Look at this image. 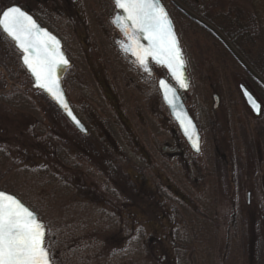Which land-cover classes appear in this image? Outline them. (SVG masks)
<instances>
[{
	"label": "rangeland",
	"instance_id": "rangeland-1",
	"mask_svg": "<svg viewBox=\"0 0 264 264\" xmlns=\"http://www.w3.org/2000/svg\"><path fill=\"white\" fill-rule=\"evenodd\" d=\"M15 1L0 0V10ZM17 1L60 37L71 62L62 87L90 132L79 136L32 88L0 32V188L43 223L50 264H177L172 239L185 236L196 237L189 264H264V146L254 130L264 116H253L238 85L262 111L264 102L229 54L199 30L175 29L189 81L181 96L201 135L195 154L158 92L166 71L153 65L148 76L121 56L112 0ZM187 1L224 29L254 16L257 45L241 49L264 51V0Z\"/></svg>",
	"mask_w": 264,
	"mask_h": 264
},
{
	"label": "snow or ice",
	"instance_id": "snow-or-ice-1",
	"mask_svg": "<svg viewBox=\"0 0 264 264\" xmlns=\"http://www.w3.org/2000/svg\"><path fill=\"white\" fill-rule=\"evenodd\" d=\"M114 3L126 14H117L114 22L121 27L130 41L136 43L135 49L129 44L125 51L133 52L145 71H150L147 58L151 57L157 64L168 68L180 87H187L182 79L181 70L184 63L178 41L167 14L157 0H114ZM127 21H131L130 27L127 26ZM0 30L8 35L23 53V64L34 77L38 87L63 104L55 73L59 67L67 64V61L58 50L56 39L41 29L33 18L18 6L0 10ZM137 33L144 34V39L148 41L147 47L139 44ZM160 87L164 90L165 99L175 108L173 89L163 80L160 81ZM169 92H173V99H168ZM64 106L67 107L66 104ZM177 119L181 127H184L180 115H177ZM184 131L188 134V128L185 127ZM193 146L198 150V143L194 142ZM0 264H50L44 225L20 201L4 192H0Z\"/></svg>",
	"mask_w": 264,
	"mask_h": 264
},
{
	"label": "water",
	"instance_id": "water-1",
	"mask_svg": "<svg viewBox=\"0 0 264 264\" xmlns=\"http://www.w3.org/2000/svg\"><path fill=\"white\" fill-rule=\"evenodd\" d=\"M167 1L179 13H181L186 19H188L191 22L195 23L197 26L201 27L208 34H210L222 46V48L229 54V56L234 60V62L242 69V71L264 91V79L245 61V59L240 55V53L233 47L232 43L221 32H219L214 26H212L210 23H208L207 21L202 19L200 16L194 14L193 12L188 10L186 7L181 5L177 0H167ZM112 3L114 5V7H115V12H114L113 18L111 19V23H112L113 27L121 34V36L123 38V40L120 42V45L118 46V49L123 54L128 55L129 57H131L135 61V63L139 67H141V65L138 63V61L136 59V56L133 55V52L125 51V49L128 47L129 44H131L132 47L135 49L136 48V43L134 41H130L128 39V37L125 36L124 31L121 30V27L118 26V24L116 22H114L115 17L117 16V14H119L120 16H126V14L123 13V11L121 9H118L116 7V5L114 3V0H112ZM157 3L164 9L165 13L167 14V17H168L169 21L171 22L172 31H173L176 39H177V36L175 34V31H174V26L172 24V21H171L169 15H168L166 9L164 8V6L160 2V0H157ZM11 6H17V5H11ZM8 7H10V6H8ZM5 9H3V10H5ZM21 10H23V9H21ZM36 24L41 29H43L44 31H47L52 37H54L56 39V41L58 42V44H57L58 50L60 51V53L64 57V59L67 61V64H64L61 67H59L56 70V73H55L64 103L62 104L59 100L54 98L46 90L41 89L40 87H38L37 82L35 81L34 77L31 75L30 71H28L27 68L24 66L23 61H22L21 58H20V64L23 66V68L28 73V75H29V77H30V79L32 81V87L34 89L40 90L50 101H52V103L61 111L63 116L70 122V124L72 126L75 127V129L80 134L86 135L87 134L86 128L83 126V124L79 121V119L76 117V115L72 111L71 106H70V104H69V102L67 100V97H66V95H65V93L63 91V88H62V78H63V76L65 74V71L70 66V62L68 61V59H67V57H66V55H65V53H64V51L62 49L61 41L56 36L51 34L48 30H46L45 28L41 27L37 22H36ZM127 26L128 27L131 26V21H127ZM0 32L13 44L15 49L21 54V57H22L23 53L17 48L16 43L6 33H4L2 30H0ZM137 36L139 37V44L143 45L144 47H147L148 46V41L146 39H144V34L143 33H137ZM177 41H178V39H177ZM178 45H179V49H180V52H181V55H182V58H183V63H184V67L181 70L182 71V79L185 81L187 87H183V88L180 87L179 82L175 78H173L171 76V73L169 72L168 68L163 66V65L157 64L151 57L147 58V63H148V61H150L153 65H156L159 68H163L166 71L167 79L166 78H159L157 80V89L159 91L161 100H162L163 104L166 106L170 117L172 118V120L176 124V126H177V128H178V130H179V132H180V134L182 136V138L185 140V142L187 143V145L189 146L191 151L193 153H195V154H198L200 152V145H201L200 135H199L198 129H197L193 119L189 115V113H188V111H187V109H186V107H185V105H184V103H183V101H182V99L180 97V93H186L188 91V89H189V81H188V76H187V73H186L185 60H184V57H183V53H182L179 41H178ZM161 80H163L165 82V84H167L168 86H170L173 89V92L175 94V99L173 101V103L176 105L175 108H173L168 103V100L165 99L164 90L160 87V81ZM238 89L240 91V94L242 96V99H243L246 107L250 110V112L255 117H258L260 115V112H261V104L259 103V101L253 95V93L251 91H249L247 89V87H245L244 85L239 84L238 85ZM173 92H169L168 93V99H173ZM64 104L67 105L66 108H65ZM69 113H71V115H69ZM177 115H180L181 119H183L184 127H181V123H180V121H178ZM189 121L191 122L190 124H189ZM185 127L188 128V134H186L185 131H184ZM190 136L192 137L191 139H190ZM194 142L198 143V150H197V147L193 146ZM0 192H3V191L0 190ZM4 193H6V192H4ZM9 195H11V194H9ZM11 196H13V195H11ZM14 198H16V197H14ZM34 215L37 218V215L35 213H34Z\"/></svg>",
	"mask_w": 264,
	"mask_h": 264
},
{
	"label": "trees",
	"instance_id": "trees-1",
	"mask_svg": "<svg viewBox=\"0 0 264 264\" xmlns=\"http://www.w3.org/2000/svg\"><path fill=\"white\" fill-rule=\"evenodd\" d=\"M181 2L185 7H187L189 10H191L193 13L201 16L204 20L215 26L217 29H219L222 33H224L225 37L229 40L232 41L233 46L236 48V50L241 54V56L245 59V61L264 79V51L261 52L259 55H255V57H250L245 52L241 49L242 46L247 45L250 48H254L257 44L254 41H250L249 38H252L254 34L256 33V25H257V20L255 19L254 16H249L246 21L250 25H244L242 26L240 24V21L238 19L232 20L233 23L230 22L227 23V29H224L222 26H219L213 18H211L209 15H206L203 12H200L194 8V3H191L187 0H178ZM15 4L19 5V2L16 0L14 2ZM174 9V8H173ZM171 19L173 21V24L175 26V29H183L185 31H192V30H199L203 32L204 34L208 35L203 29H201L199 26H197L195 23L191 22L190 20L186 19L182 14H180L178 11L175 9L172 12V15L170 14ZM225 20H229L227 17H224ZM208 37L213 40L215 44L218 45V43L212 39L209 35ZM245 37L248 39V41L245 40ZM233 63L234 66L237 67V69L240 71L238 65L228 56L226 55ZM6 80V78H5ZM253 85L256 87L258 90L260 96L262 97V100L264 102V92L260 87H258L255 83ZM264 116V111H261V114L259 117L256 119H261ZM255 133L259 140L261 141V145L264 146V122L263 125H258L255 129ZM260 144V143H259ZM256 150L254 148L253 152ZM252 152V153H253ZM261 147L258 145L257 147V152H255L256 157H258V154H260ZM264 152V151H263ZM262 152V153H263ZM258 153V154H257ZM260 187L262 192H264V177L260 179ZM3 190L4 188H0ZM5 191V189H4ZM198 232V229H197ZM197 236V235H195ZM196 242V237L190 241L188 239V236H185L180 242H178L175 239H172V248L173 250L171 251L173 254L174 261L177 262V264H189L190 261L187 258V255L191 254V249L187 250V247L193 245ZM187 250V251H186ZM187 252V253H186ZM169 254V253H168ZM259 256H261V251H259ZM169 257L171 258V255L169 254ZM176 259V260H175ZM175 264V263H174Z\"/></svg>",
	"mask_w": 264,
	"mask_h": 264
},
{
	"label": "flooded vegetation",
	"instance_id": "flooded-vegetation-1",
	"mask_svg": "<svg viewBox=\"0 0 264 264\" xmlns=\"http://www.w3.org/2000/svg\"><path fill=\"white\" fill-rule=\"evenodd\" d=\"M195 2V1H194ZM196 3V2H195ZM20 7H21V9H23L27 14H29L41 27H43V28H45V29H47L50 33H52V34H54V35H56L57 36V34L55 33V32H52L51 30H49V28L45 25V21L44 20H41V18H40V16L36 13H33L27 6H21V5H19ZM114 13V12H113ZM221 32V31H220ZM223 35H224V33H222ZM58 38H59V40L61 41V39H60V37L59 36H57ZM114 42L116 43V40H114ZM232 42V41H231ZM61 43H62V41H61ZM118 46V45H117ZM62 49H63V51H64V48H63V43H62ZM64 53H65V51H64ZM66 54V53H65ZM67 55V54H66ZM121 56L122 57H124V58H127L126 60H127V62L130 64V65H133L134 67H137L139 70H140V73H147V75L149 76V75H151L152 74V68H151V66H153L150 62H148L147 63V65H148V68L150 69V71H145L144 70V68L143 67H141V68H139L137 65H136V63H135V61L134 60H132L130 57H128V56H126V55H123V54H121ZM68 58V57H67ZM69 60V59H68ZM71 63V62H70ZM71 66V65H70ZM69 101V100H68ZM69 104H70V106H71V109L73 110V112H74V114L77 116V114H76V112L74 111V107L71 105V103H70V101H69ZM111 105V104H110ZM117 117V120H118V122H117V120H116V122L115 121H113L114 123H112L113 124V126H114V128L117 130L118 129V127L117 126H122L123 127V124H122V119H121V116H116ZM77 118H78V116H77ZM79 119V118H78ZM80 120V119H79ZM80 122L83 124V126L86 128V130H87V134L86 135H81V134H79L76 130H75V128L73 127V126H71L74 130H75V132L79 135V136H81L82 138H84L85 140H87V139H89L88 138V135H89V130H88V128L84 125V123L80 120ZM112 132V131H111ZM97 134V142H95V145H93V146H95V148H97V146H98V144H100V142L99 141H101V142H103L102 141V139H103V136H101V134L100 133H96ZM105 134H107V136H109V142L111 143V140H113L112 139V137L111 136H113L112 135V133H110V132H106ZM117 135V134H116ZM127 135L129 136V139H132L131 137H130V134H128L127 133ZM107 138V137H106ZM91 142V141H90ZM85 143H87L86 141H85ZM131 143L134 145V142L133 141H131ZM112 153V152H111ZM112 154H114V153H112ZM115 155H117V156H119V154H117V152H116V154ZM111 167H113L112 165H111ZM115 169V168H114ZM116 170V169H115Z\"/></svg>",
	"mask_w": 264,
	"mask_h": 264
}]
</instances>
